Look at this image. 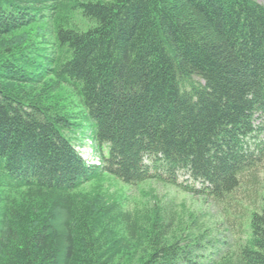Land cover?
<instances>
[{"label": "trees", "instance_id": "16d2710c", "mask_svg": "<svg viewBox=\"0 0 264 264\" xmlns=\"http://www.w3.org/2000/svg\"><path fill=\"white\" fill-rule=\"evenodd\" d=\"M67 4L0 0V264H264V0ZM105 176L211 201L222 227L83 192Z\"/></svg>", "mask_w": 264, "mask_h": 264}, {"label": "rangeland", "instance_id": "374dc122", "mask_svg": "<svg viewBox=\"0 0 264 264\" xmlns=\"http://www.w3.org/2000/svg\"><path fill=\"white\" fill-rule=\"evenodd\" d=\"M65 1H67L68 4H74V2L77 3L82 0ZM68 7H70V5ZM75 16L76 22L81 27L87 25L84 21H82V17L79 12L76 13ZM89 26H87V28ZM37 31H39V29L32 32V35H35ZM48 38L49 37H47V39ZM56 95H59L64 103L79 109L77 99L74 97L70 89L61 88L56 92ZM81 117L82 119H79L75 126L72 127L73 129L70 130V132H72L71 137L75 141L76 146L82 155L90 162L100 166L101 155L97 151V146L94 141L95 128L85 122L86 119L83 115ZM104 153L106 154L107 151L105 150ZM102 166L103 165H101V167ZM97 188L103 189L104 193L102 191L101 193L105 195L107 199L119 200L125 208H129L131 210L135 208H144L146 205H154L155 200L157 199L161 207L167 211L170 217L174 218L176 215V222L179 226L183 221L182 227L179 228V232L181 231L183 234H186V231L182 230L186 229V223L191 220L190 215L194 218L199 216L200 219H202V222L207 226H210L211 229H214L217 226L222 227L220 225V220L222 219L221 215L223 213L221 211V206H217L211 201L206 202L201 198L183 193L172 186L159 184L154 181H147L138 186H130L122 183L112 176H105L102 182L88 183L82 190L83 192L91 193L93 191H97Z\"/></svg>", "mask_w": 264, "mask_h": 264}, {"label": "built area", "instance_id": "2783aa9c", "mask_svg": "<svg viewBox=\"0 0 264 264\" xmlns=\"http://www.w3.org/2000/svg\"><path fill=\"white\" fill-rule=\"evenodd\" d=\"M80 153H81V152H80ZM81 155H82V153H81ZM82 156H83V155H82ZM83 158H84V159L87 161V163H88V164H90V165H96V164H94V163L90 162L89 160H87V158H86V157H84V156H83Z\"/></svg>", "mask_w": 264, "mask_h": 264}]
</instances>
